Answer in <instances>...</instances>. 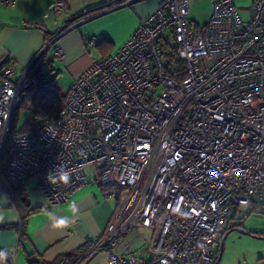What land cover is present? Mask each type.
I'll return each mask as SVG.
<instances>
[{
    "label": "built area",
    "instance_id": "obj_1",
    "mask_svg": "<svg viewBox=\"0 0 264 264\" xmlns=\"http://www.w3.org/2000/svg\"><path fill=\"white\" fill-rule=\"evenodd\" d=\"M251 1L244 20L234 0H211L207 22L192 27L193 0H158L30 134L9 132L30 66L13 79L12 64L0 60L7 182L35 180L54 206L90 175L117 200L100 243L107 264H212L231 208L241 220L264 216V0ZM66 9L58 0L46 15ZM62 53L57 46L54 55ZM136 227L146 230L135 237L142 247L130 251L134 239L117 249ZM0 264L9 263L0 256Z\"/></svg>",
    "mask_w": 264,
    "mask_h": 264
},
{
    "label": "crops",
    "instance_id": "obj_2",
    "mask_svg": "<svg viewBox=\"0 0 264 264\" xmlns=\"http://www.w3.org/2000/svg\"><path fill=\"white\" fill-rule=\"evenodd\" d=\"M56 1L16 0L13 5L0 7V60L5 58L12 64L13 79H16L22 74L23 67L30 66L51 42L54 45L49 48L48 59L51 58L52 63L47 68L57 74L55 80L62 74L68 76L67 91L73 80L94 60L104 57L103 51L88 45L90 39L108 38L112 47L106 55L113 53L158 4V0H142L133 2L136 4L109 6L114 0H62L67 9L60 17L51 12L46 15L48 6ZM234 2L241 17L248 19L241 12L247 8L250 15V0ZM100 6L104 8L79 17L86 10ZM57 46L63 50L59 58L54 55ZM88 176V182L77 188L67 201L54 206L48 205L35 180L29 181L24 186V195L30 209L34 210L28 215L22 233L15 226L20 221V214L5 192L9 183L0 179V226L12 225L0 227L1 257L9 264H39L37 260L40 259L48 264L59 254L76 250L82 244H92V251L81 264H107L108 248H101L100 243L117 208V200L106 196L105 190ZM54 217H68L70 223L53 228ZM143 231L146 230L141 227L129 230L117 249H122ZM95 242H98L97 246ZM142 245L140 239H135L130 251ZM251 264H264V256Z\"/></svg>",
    "mask_w": 264,
    "mask_h": 264
},
{
    "label": "trees",
    "instance_id": "obj_3",
    "mask_svg": "<svg viewBox=\"0 0 264 264\" xmlns=\"http://www.w3.org/2000/svg\"><path fill=\"white\" fill-rule=\"evenodd\" d=\"M121 0H114L109 6L113 4L120 3ZM104 6L96 7L93 9L86 10L79 17L91 15L95 11H99L103 9ZM91 40V39H90ZM47 44V42H46ZM54 44H48L49 47L44 49L40 55L36 58V60L30 65L29 72L26 74L22 86L20 89V102L18 107L14 110L12 119L10 122L9 132H17L16 122L15 120L19 116V112L23 109H31V111L38 116V122L41 123L42 119L50 114H54L57 112L65 100L66 94L61 93L55 81H46L44 77V69L51 65L52 59H48V51L50 50ZM95 46L100 51H103V55L106 56V52L109 51L112 47V42L108 38H101L98 41H95ZM5 61H8L7 59ZM4 61V62H5ZM39 124L34 125L33 127H28L27 129L20 131L18 133L21 134H30L36 130ZM10 149L9 139H6L4 146V155L3 158L7 159L8 153ZM0 178L6 180V175L4 170H0ZM9 197L13 206L17 209L20 214V221L15 226L23 232V229L27 222V217L30 213L33 212L34 209H30L29 204L26 201L24 195V187L15 186L13 184H9ZM244 219V218H243ZM233 220H240L238 217L237 208L233 207L230 209L229 215L227 219L222 224L220 229L221 238L227 231H232L235 227L242 228L238 223ZM233 221V222H232ZM12 225H3L0 227L6 228L11 227ZM245 230V229H244ZM246 231V230H245ZM250 234H255L264 237V232H256V231H247ZM99 242V241H98ZM98 242H95L96 246ZM219 248V247H218ZM92 244H82L76 250L59 254L56 256L51 262L48 264H81L86 257L92 251ZM219 250V249H218ZM39 264H45L41 259L37 260ZM215 261L212 262L214 264Z\"/></svg>",
    "mask_w": 264,
    "mask_h": 264
},
{
    "label": "rangeland",
    "instance_id": "obj_4",
    "mask_svg": "<svg viewBox=\"0 0 264 264\" xmlns=\"http://www.w3.org/2000/svg\"><path fill=\"white\" fill-rule=\"evenodd\" d=\"M139 2H142V0ZM250 4H252L251 0ZM210 8L211 0H193L188 15V21L191 26L201 27L204 25V23L208 20L207 18L210 13ZM248 12L249 11L247 8H243L241 13L245 15V18H248L250 16ZM92 53L95 54L96 52L93 50ZM56 76L57 74L51 72L49 68L46 67L44 69V77L46 81H53ZM56 79L57 80L54 81L61 93L67 92L68 76L62 74L60 75V78ZM38 119V116L34 114L31 109H23L19 112V116L15 120V130L20 132L27 129L28 127H33L34 125L39 124ZM233 221L238 223L246 231H264V216L257 213L249 214L242 220L240 219ZM218 249L219 248H217L214 252V261L219 255ZM263 256L264 237L255 234L253 235L248 232L245 233L233 230L227 234L224 240L219 264H251L253 261L258 260Z\"/></svg>",
    "mask_w": 264,
    "mask_h": 264
},
{
    "label": "water",
    "instance_id": "obj_5",
    "mask_svg": "<svg viewBox=\"0 0 264 264\" xmlns=\"http://www.w3.org/2000/svg\"><path fill=\"white\" fill-rule=\"evenodd\" d=\"M137 1H140V0H133V1L130 2V3L137 2ZM130 3H125V4H122V5H128V4H130ZM47 47H49V46L46 45V46L44 47V49H46ZM232 230H236V231H240V232H245V233H247V231H245L243 228H240V227H235V228H233ZM229 232H231V231H227V232L223 235V237L221 238V242H220V245H219V246H220V247H219V255H218V257L216 258L214 264H219V262H220L221 255H222L223 243H224V240H225V238H226V236H227V234H228Z\"/></svg>",
    "mask_w": 264,
    "mask_h": 264
},
{
    "label": "clouds",
    "instance_id": "obj_6",
    "mask_svg": "<svg viewBox=\"0 0 264 264\" xmlns=\"http://www.w3.org/2000/svg\"><path fill=\"white\" fill-rule=\"evenodd\" d=\"M68 179V175L65 174L64 175V180L65 182H67ZM68 223H70V219L68 217H54L53 218V224L52 227L53 228H60V227H64L66 226ZM3 254L0 253V256H2Z\"/></svg>",
    "mask_w": 264,
    "mask_h": 264
},
{
    "label": "bare ground",
    "instance_id": "obj_7",
    "mask_svg": "<svg viewBox=\"0 0 264 264\" xmlns=\"http://www.w3.org/2000/svg\"><path fill=\"white\" fill-rule=\"evenodd\" d=\"M1 179V178H0Z\"/></svg>",
    "mask_w": 264,
    "mask_h": 264
}]
</instances>
